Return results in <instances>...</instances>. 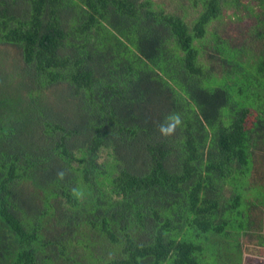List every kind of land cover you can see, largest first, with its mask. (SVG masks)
Segmentation results:
<instances>
[{"label": "trees", "instance_id": "16d2710c", "mask_svg": "<svg viewBox=\"0 0 264 264\" xmlns=\"http://www.w3.org/2000/svg\"><path fill=\"white\" fill-rule=\"evenodd\" d=\"M190 1L189 22L155 0H0L29 76L0 75V264H226L235 228L264 235V191L241 189H264V0ZM62 87L81 122L44 100Z\"/></svg>", "mask_w": 264, "mask_h": 264}, {"label": "rangeland", "instance_id": "374dc122", "mask_svg": "<svg viewBox=\"0 0 264 264\" xmlns=\"http://www.w3.org/2000/svg\"><path fill=\"white\" fill-rule=\"evenodd\" d=\"M155 2L158 4H163L167 10L177 11L179 14H184L183 8L181 6L186 5V17L189 22L198 15L197 10L193 7V3L190 0H155ZM249 22L250 20L248 19L245 23ZM215 24L219 23L215 22ZM238 24V22L234 21L232 23L230 22L220 24L219 28L221 29L222 27L224 32H230L232 35H238ZM18 52L19 50L13 46L7 47L0 45V75L2 78H5L6 75L10 76L11 74L14 77L16 76L15 86L18 88V90H23L29 84V76L27 74L28 72L22 67L21 61L17 58ZM44 100L47 102L50 110L53 113H57L58 115L64 116L67 119L69 118L72 122L82 121V116L79 112L77 102L69 100L68 93L63 89V87L62 89L58 88L47 94ZM242 181L241 189H244L243 194L250 196V198H255L259 190L261 192L264 191L261 185L262 182L259 180H256V183H251V185L248 180L245 182L244 180ZM228 193L230 194V191ZM244 224L245 225L243 226L247 228V222H244ZM240 230V227L233 230V237L235 240L233 238L232 240L234 241L233 245H237V242H239L238 240L241 238V248L243 250V262L241 264H264V246H262L263 244L260 245V243H257V241H259L258 239L260 238L264 240V235H259L258 233L257 235L255 234L256 236L251 235V233H248V235H244L245 233H243L241 235ZM233 245L232 250H229L230 253H239V249L235 248L236 246ZM236 253H233L232 256L230 255L231 260H229L226 264H238L240 255L238 256ZM213 258L214 257L211 256L210 260L212 259V261L215 262ZM220 259L221 262L224 263V258Z\"/></svg>", "mask_w": 264, "mask_h": 264}]
</instances>
